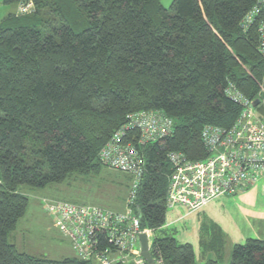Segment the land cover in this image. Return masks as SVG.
<instances>
[{"label":"trees","instance_id":"obj_1","mask_svg":"<svg viewBox=\"0 0 264 264\" xmlns=\"http://www.w3.org/2000/svg\"><path fill=\"white\" fill-rule=\"evenodd\" d=\"M32 3V12L0 23V264H86L19 252L8 237L27 207L19 186L60 184L101 167L131 175L129 196L138 181L132 209L141 229L154 230L156 264H264V238L234 245L227 263H200L189 243L163 230L173 170L167 153L205 158L202 128L229 127L240 112L224 94L227 84L252 101L263 83L257 21L264 24V15L241 28L256 0H172L167 8L161 0ZM142 112L167 116L174 128L147 146L138 129L124 130L120 144L138 149V177L100 154Z\"/></svg>","mask_w":264,"mask_h":264},{"label":"built area","instance_id":"obj_2","mask_svg":"<svg viewBox=\"0 0 264 264\" xmlns=\"http://www.w3.org/2000/svg\"><path fill=\"white\" fill-rule=\"evenodd\" d=\"M33 9L32 0H20L17 14H28ZM262 15L264 0H256L244 18L243 30H247L248 25ZM259 20L258 52L264 56V24ZM225 95L230 99L234 96L238 101L242 99V95L233 86L227 87ZM236 103L240 106L239 102ZM246 111L247 108L244 113ZM242 125L233 128L234 133L224 132L221 127L209 126L204 129L206 131L201 140L205 142L207 148L209 147L206 144L213 142L216 146L221 144L238 152L236 155L229 152L221 154L219 163L215 162L205 167L207 162L189 161L179 152L167 153L173 169L167 189V209L182 206L193 212L218 196L244 192L264 178V126L262 129L254 128L242 135ZM132 128L141 131L139 143L144 146L147 142L169 137L173 133L174 122L159 113L142 112L130 119L128 126L123 130L117 131L112 143L102 149L100 155L110 160L109 166L129 171L139 177L141 162L137 154L138 149L123 148L124 146L120 144L121 137L125 134L124 130ZM238 140H246L253 146H234ZM137 186L138 181L132 185L127 206L122 212L57 201L48 202L46 209L56 219L57 229L69 240L75 256L80 260L111 264L124 263L128 259L134 264H145L139 253V235L142 230L140 218L132 209ZM146 236L151 248V235L147 233ZM103 242L105 245H101ZM157 264H160V261Z\"/></svg>","mask_w":264,"mask_h":264},{"label":"rangeland","instance_id":"obj_3","mask_svg":"<svg viewBox=\"0 0 264 264\" xmlns=\"http://www.w3.org/2000/svg\"><path fill=\"white\" fill-rule=\"evenodd\" d=\"M171 2L172 0H161L162 5L166 8L170 6ZM17 8V2H5V0H0V23L9 14L15 13ZM241 28L244 29L243 27ZM257 32L259 35L260 32L258 30ZM244 70H246V68H244ZM228 86H233L243 97L241 96V101H238L234 96H232L231 99L226 96L235 104H238L236 102L240 103V112L237 116V119L231 126L221 127L223 131L234 133L235 131L233 130V128H236L239 124H243L241 126L242 135L246 134L254 128L262 129L264 126V112H259L258 108L261 106V102H263L262 104H264V78L263 83H261L259 87V92L256 98L252 101L248 99L233 82L227 84L224 89V94ZM254 102L258 103L254 104ZM246 108L248 109V111L244 113ZM260 108L262 109V107ZM209 126L220 127L206 124L201 130L200 138L206 131L204 129ZM136 133V136L142 135L141 131ZM163 139L164 138L152 142H147L145 145L147 146ZM201 142L204 146L206 157L200 160H191L187 157L185 158L189 161L202 163L207 162L205 167H208L215 162H221V154H227L229 152L232 155H236L238 153L232 150L231 147H224L221 144H218L216 146L213 142H209L208 144H206L209 147L207 148L204 144L205 142H203L202 140ZM243 145L248 147L253 146L251 142H247L246 140H238L234 143V146L237 147H241ZM131 181L132 177L129 174L116 171L109 167H101L98 173H71L68 175L65 181L60 184H49L41 188L21 185L18 187V191L27 198V207L24 216L18 221L16 229L9 234L8 241L11 244H14L19 252L26 253L32 256L44 257L51 260H61L67 257H74L75 254L69 240L59 232V230L57 229L58 227H56V219H54L46 209V205L48 204V202L63 201L77 205L99 206L113 211L121 212L125 210L126 201L129 198L128 192L130 190L129 186L131 184ZM242 193L243 192L232 195H221L212 199L211 201L225 196H239V194ZM211 201H209L208 203H210ZM204 207L205 206H203L202 208ZM167 210L169 211L170 209ZM144 229L141 230L140 234L148 233L149 235H151L150 240L152 241L154 230L148 228ZM228 257L229 256H227V258ZM84 262H87L86 264H99L95 261ZM227 262L228 260L223 263ZM111 264L134 263L131 260L127 259L126 261H124V263L112 262Z\"/></svg>","mask_w":264,"mask_h":264},{"label":"crops","instance_id":"obj_4","mask_svg":"<svg viewBox=\"0 0 264 264\" xmlns=\"http://www.w3.org/2000/svg\"><path fill=\"white\" fill-rule=\"evenodd\" d=\"M237 196L220 197L193 212L182 206L171 208L163 230L172 232L179 243H189L200 263L229 261L234 245L264 238V178ZM215 233L223 241L219 238L214 242L210 234Z\"/></svg>","mask_w":264,"mask_h":264},{"label":"water","instance_id":"obj_5","mask_svg":"<svg viewBox=\"0 0 264 264\" xmlns=\"http://www.w3.org/2000/svg\"><path fill=\"white\" fill-rule=\"evenodd\" d=\"M258 102H254L256 104ZM139 242H140V255L145 260L147 264H156L154 258L150 253V248L148 244V239L145 233H141L139 235Z\"/></svg>","mask_w":264,"mask_h":264},{"label":"bare ground","instance_id":"obj_6","mask_svg":"<svg viewBox=\"0 0 264 264\" xmlns=\"http://www.w3.org/2000/svg\"><path fill=\"white\" fill-rule=\"evenodd\" d=\"M239 106V105H238ZM237 119V118H236Z\"/></svg>","mask_w":264,"mask_h":264}]
</instances>
